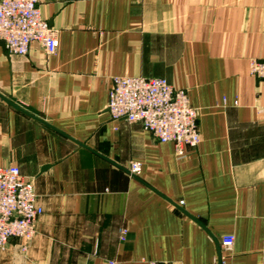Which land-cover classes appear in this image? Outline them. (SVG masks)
<instances>
[{"label": "crops", "instance_id": "obj_1", "mask_svg": "<svg viewBox=\"0 0 264 264\" xmlns=\"http://www.w3.org/2000/svg\"><path fill=\"white\" fill-rule=\"evenodd\" d=\"M39 4L59 49L0 42V163L34 180L44 212L27 249L0 247V264H264V80L250 69L264 57V0ZM115 75L186 88L197 147L178 155L112 118Z\"/></svg>", "mask_w": 264, "mask_h": 264}, {"label": "built area", "instance_id": "obj_2", "mask_svg": "<svg viewBox=\"0 0 264 264\" xmlns=\"http://www.w3.org/2000/svg\"><path fill=\"white\" fill-rule=\"evenodd\" d=\"M0 40L10 53L27 54L37 42L47 54H54L59 49V29L43 16L39 0H0ZM250 69L264 80V58L251 59ZM107 109L112 118L140 123L159 141L173 142L178 155L201 141L199 109L192 105L186 88L175 86L166 77L112 76ZM141 170L140 161L131 164L132 173ZM43 212L34 180L25 177L19 165L0 163V247L20 239L26 248ZM234 243V235H224L221 250L231 251ZM220 264H228L224 256Z\"/></svg>", "mask_w": 264, "mask_h": 264}, {"label": "water", "instance_id": "obj_3", "mask_svg": "<svg viewBox=\"0 0 264 264\" xmlns=\"http://www.w3.org/2000/svg\"><path fill=\"white\" fill-rule=\"evenodd\" d=\"M0 42L4 43L5 42L3 40H0ZM8 102H10L11 104L15 105L16 107H19V105L17 103H15L14 101L10 100V99H7ZM20 108V107H19ZM195 218V217H194ZM197 221H199L197 218H195ZM200 222V221H199Z\"/></svg>", "mask_w": 264, "mask_h": 264}, {"label": "rangeland", "instance_id": "obj_4", "mask_svg": "<svg viewBox=\"0 0 264 264\" xmlns=\"http://www.w3.org/2000/svg\"><path fill=\"white\" fill-rule=\"evenodd\" d=\"M253 58L263 59L264 57H252L251 59H253ZM251 59H250V61H251ZM36 225H37V223H36ZM36 230H37V229H36ZM35 234H36V233H35ZM34 236H35V235H34ZM33 238H34V237H33ZM33 238H32V239H33ZM32 239H31V240H32ZM20 241H21V240H20ZM30 242H31V241H30ZM30 242H29V244H30ZM29 244H28V246H29ZM28 246H27V247H28ZM27 247L24 248V247H23V243H22V248H23V249H27Z\"/></svg>", "mask_w": 264, "mask_h": 264}]
</instances>
